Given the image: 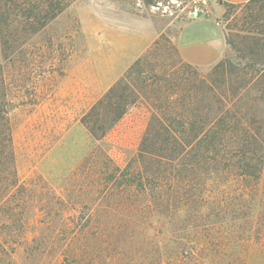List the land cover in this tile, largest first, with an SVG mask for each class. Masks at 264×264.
Returning a JSON list of instances; mask_svg holds the SVG:
<instances>
[{"label": "trees", "instance_id": "obj_1", "mask_svg": "<svg viewBox=\"0 0 264 264\" xmlns=\"http://www.w3.org/2000/svg\"><path fill=\"white\" fill-rule=\"evenodd\" d=\"M75 1L0 0L2 48L9 14L37 33ZM224 4L262 22L244 30L240 49L226 35L236 58L204 74L177 47L170 60L159 38L83 115L95 140L132 152L124 163L101 144L86 154L75 176L91 197L59 195L40 174L23 180L13 128L0 116V264H185L171 249L174 220L188 226L217 195L232 198L209 187L237 182L235 197L253 192L264 177V0ZM208 256L201 249L191 260L218 257Z\"/></svg>", "mask_w": 264, "mask_h": 264}, {"label": "rangeland", "instance_id": "obj_2", "mask_svg": "<svg viewBox=\"0 0 264 264\" xmlns=\"http://www.w3.org/2000/svg\"><path fill=\"white\" fill-rule=\"evenodd\" d=\"M189 1L76 0L37 33L27 30V20L17 12L9 14L0 58V116L9 119L13 128L17 169L23 180L40 174L59 195L71 193L85 200L91 197L87 195L90 189L81 188L75 174L86 154L101 144L121 163L132 156V152L110 141L95 140L81 122L109 90L102 89V78L116 71L115 63L106 60L104 53L118 55L126 50V42L136 38L128 29L131 22L113 11L150 16L161 31L163 53L173 60L179 29L189 17ZM208 7L215 10L226 35L238 49L245 29L261 30L258 25L262 22L253 21L245 7H232L218 0H211ZM121 36L128 37V41L121 44ZM237 55L238 51L227 44L221 59ZM215 64L197 68L205 74ZM238 184L209 187L215 191L233 190L232 198L217 195L202 218L187 215L188 226L187 221L174 220L168 235L174 257L184 252L185 264H195L191 255L202 249L207 257L211 252L218 255L213 262L205 260V264H264V177L259 184L248 186L253 192L246 198L235 197ZM213 220L217 222L214 227L209 223ZM198 223L206 225L195 227Z\"/></svg>", "mask_w": 264, "mask_h": 264}, {"label": "crops", "instance_id": "obj_3", "mask_svg": "<svg viewBox=\"0 0 264 264\" xmlns=\"http://www.w3.org/2000/svg\"><path fill=\"white\" fill-rule=\"evenodd\" d=\"M219 3H245L248 0H218ZM119 17L131 22L129 30L136 36L131 42L128 37H119V42H126L125 51L120 54L104 53V58H110L116 65V71L108 77L102 78V89L106 92L117 82L125 71L142 56L161 36L155 21L150 17L128 10H114ZM111 13V12H110ZM127 29V31H128ZM90 31V30H89ZM88 31V32H89ZM90 35V34H88ZM114 34H112L113 36ZM111 36V40H112ZM113 41V40H112ZM176 45L181 58L196 67L206 68L219 62L226 50V33L215 10L207 7L200 17H187L182 21L179 29ZM2 56V44L0 39V58ZM112 69V65L110 67Z\"/></svg>", "mask_w": 264, "mask_h": 264}, {"label": "built area", "instance_id": "obj_4", "mask_svg": "<svg viewBox=\"0 0 264 264\" xmlns=\"http://www.w3.org/2000/svg\"><path fill=\"white\" fill-rule=\"evenodd\" d=\"M211 0H190L187 7H188V14L195 9L197 5H199L202 9H206L208 7V3ZM155 8V7H154Z\"/></svg>", "mask_w": 264, "mask_h": 264}, {"label": "water", "instance_id": "obj_5", "mask_svg": "<svg viewBox=\"0 0 264 264\" xmlns=\"http://www.w3.org/2000/svg\"><path fill=\"white\" fill-rule=\"evenodd\" d=\"M203 14H204V9H202L199 5H197L195 9L189 13V17L191 18L200 17Z\"/></svg>", "mask_w": 264, "mask_h": 264}]
</instances>
